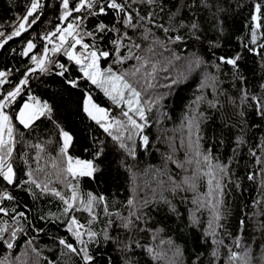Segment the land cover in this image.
I'll return each instance as SVG.
<instances>
[{
  "label": "snow or ice",
  "instance_id": "1",
  "mask_svg": "<svg viewBox=\"0 0 264 264\" xmlns=\"http://www.w3.org/2000/svg\"><path fill=\"white\" fill-rule=\"evenodd\" d=\"M8 10L0 264H264V0H8ZM192 78L173 117L168 100ZM113 164L119 194L99 190Z\"/></svg>",
  "mask_w": 264,
  "mask_h": 264
},
{
  "label": "trees",
  "instance_id": "2",
  "mask_svg": "<svg viewBox=\"0 0 264 264\" xmlns=\"http://www.w3.org/2000/svg\"><path fill=\"white\" fill-rule=\"evenodd\" d=\"M12 12L8 10V0H0V23L5 22L9 17H11ZM247 16V12L245 11L243 16L237 17L234 21V34H239V30L242 28V24L245 22L244 17ZM19 41H16L15 43L10 42V46L15 47ZM226 45H228V42H225ZM235 44V40L233 38L232 40V45ZM7 47V46H6ZM219 54V53H218ZM210 55V53H208ZM4 57H8V53L6 51L1 50L0 51V59H3ZM20 58L17 57V60ZM8 62L9 63H16V61H13L11 57H8ZM248 76L250 78H253V72L256 73V76L258 77L260 75V69H259V64L256 63L252 58L249 59L248 64ZM198 86V79L197 78H192L186 81L184 84L180 86L178 89H174L172 92L171 97L168 100V107L167 110L170 112V114L173 117H179L184 109V105L188 102L193 97V93L195 92L196 88ZM79 118L75 116V113L73 111V114L69 117L68 120V125L69 127L73 129H77V125L79 124ZM168 127L172 126V123L169 122ZM82 125H80V129H82ZM80 129H77L78 134H80ZM155 131V129H154ZM77 153L81 155L82 158H89L88 153L86 151H82L79 147L77 146ZM114 160V155H109V161ZM152 163H157L158 162V156H154L151 158ZM111 176L113 177L112 179L109 180V183L105 185L103 182L100 183L99 185V190H105V188L108 189L110 192H117V185H119V191H123V185H124V177L123 174H119L118 178L117 177V172L115 168V164L112 165L111 169ZM93 187H96V185H93ZM248 191L245 192L244 194V200L247 203H251L252 199L257 196L256 191L254 188H252L250 185H248ZM119 194V192H117Z\"/></svg>",
  "mask_w": 264,
  "mask_h": 264
},
{
  "label": "water",
  "instance_id": "3",
  "mask_svg": "<svg viewBox=\"0 0 264 264\" xmlns=\"http://www.w3.org/2000/svg\"><path fill=\"white\" fill-rule=\"evenodd\" d=\"M1 51V50H0Z\"/></svg>",
  "mask_w": 264,
  "mask_h": 264
}]
</instances>
